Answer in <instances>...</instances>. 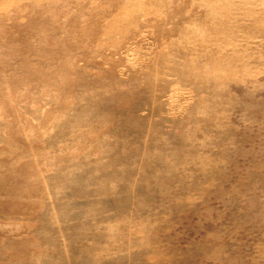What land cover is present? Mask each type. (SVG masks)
I'll use <instances>...</instances> for the list:
<instances>
[{
	"label": "rangeland",
	"instance_id": "obj_1",
	"mask_svg": "<svg viewBox=\"0 0 264 264\" xmlns=\"http://www.w3.org/2000/svg\"><path fill=\"white\" fill-rule=\"evenodd\" d=\"M0 264H264V0H0Z\"/></svg>",
	"mask_w": 264,
	"mask_h": 264
},
{
	"label": "bare ground",
	"instance_id": "obj_2",
	"mask_svg": "<svg viewBox=\"0 0 264 264\" xmlns=\"http://www.w3.org/2000/svg\"><path fill=\"white\" fill-rule=\"evenodd\" d=\"M78 3V2H77ZM89 3V2H88ZM73 4V3H72ZM39 9V8H38ZM36 11V10H35Z\"/></svg>",
	"mask_w": 264,
	"mask_h": 264
}]
</instances>
